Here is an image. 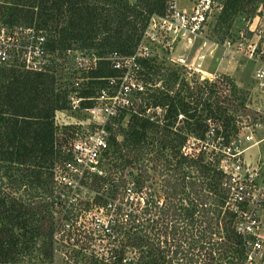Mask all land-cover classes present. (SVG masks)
Masks as SVG:
<instances>
[{"label": "trees", "instance_id": "16d2710c", "mask_svg": "<svg viewBox=\"0 0 264 264\" xmlns=\"http://www.w3.org/2000/svg\"><path fill=\"white\" fill-rule=\"evenodd\" d=\"M164 1L0 0L1 23L41 30L46 50L56 60L45 73L0 66V264H20L39 243L47 245L45 256L51 254L52 169L63 156V139L55 138L52 117L55 110L65 108L71 76L59 59L73 49L84 50L99 58L90 76L112 75L104 58L113 51L130 54L147 17L160 13ZM214 1L220 6L219 17L224 15L223 20H227L237 8L261 0ZM160 64L156 60L141 62L139 73L150 85L147 94L140 97L135 111L129 112L124 128L114 127L123 115L113 122L103 179L110 181L106 192L122 201L121 190L129 181L120 178L114 182L116 170L137 165L151 150L169 149L178 159L173 167L178 173L188 159L185 166L193 167L195 174L189 176L191 181L185 180V171L180 177L167 175L162 179L166 187L162 201L149 196L142 204L136 203L129 220L116 226L117 239H104L99 264H245L240 239L232 226L233 215L225 205L221 174L205 158L196 160L181 153L189 133L190 137H203L206 120L222 122L225 137L234 134V124L227 125L222 116L227 108L219 103L231 105L235 99L217 94L223 87L217 78L203 79L209 83L202 98L205 87L188 89V83L201 81L180 67L170 70ZM177 79L183 89L172 91L171 83ZM91 92L87 89L84 94ZM211 97L213 103L207 102ZM148 105L160 107L162 117L144 115ZM178 116L184 126L173 132ZM228 128L232 131L226 132ZM118 134L121 140L116 138ZM142 166V176L138 174L136 180L139 186L149 178ZM127 249L129 257H125Z\"/></svg>", "mask_w": 264, "mask_h": 264}, {"label": "built area", "instance_id": "2783aa9c", "mask_svg": "<svg viewBox=\"0 0 264 264\" xmlns=\"http://www.w3.org/2000/svg\"><path fill=\"white\" fill-rule=\"evenodd\" d=\"M219 9L214 0H192L185 8H179L177 0H165L160 13L147 17L130 54L113 51L104 58L113 72L107 77L89 74L97 68L98 57L82 51L72 53L70 69H65L71 73L65 108L55 110L52 117L54 136L63 139L60 144L63 156L52 169L53 255L58 239H91L100 250L104 239H117L116 226L129 220L135 204L143 203L144 197L130 182L121 190L122 201L106 192L110 181L103 179L113 122L124 113L135 111L141 99L138 94H147L150 85L143 82L139 73L141 62L163 56L171 58L176 47L190 48L202 39L212 10ZM251 21L244 20L252 34L249 38L239 29L233 38L226 36L214 45L220 47L222 56L229 61L244 58L253 62V81L263 90L264 43L259 41L257 29L251 31ZM45 44L44 33L34 26L0 23V66L45 73L54 63ZM198 54L197 51L188 64L182 55L169 60L187 75L198 73L201 80L215 79L198 68L195 61L202 58ZM87 89L92 92L84 94ZM206 124L201 146L204 150L205 146L209 148L205 160L214 164L222 176L225 205L233 215L232 226L240 239L245 264H264V108L235 121V132L228 137L220 133V124L210 120ZM191 139L194 140L191 145L199 142L197 138ZM251 149L255 151L250 152ZM199 150L198 147L195 153H190L189 147H181V153L189 157ZM79 249L85 250L82 246Z\"/></svg>", "mask_w": 264, "mask_h": 264}, {"label": "rangeland", "instance_id": "374dc122", "mask_svg": "<svg viewBox=\"0 0 264 264\" xmlns=\"http://www.w3.org/2000/svg\"><path fill=\"white\" fill-rule=\"evenodd\" d=\"M134 0H129V2H133ZM192 0H177L179 8H185L189 6ZM223 3V0H217ZM262 1V2H261ZM260 2H255L251 5H248L246 8H237L236 11L229 16L227 20H223V17H219L218 10H212L211 15L208 17L204 30L202 32V39L196 40L195 43L188 49L181 50L180 47H176L174 51H172L170 57H162L161 59H157L156 62L161 63L160 65L167 67L168 69H177L180 67L179 65L173 64L169 59H174L177 55H182L185 58V63H191L192 57L198 51V55L202 56V58L195 61V63H199L198 68L205 73L211 74L208 77H216L218 79L217 82L223 86L222 90L219 91L217 94L220 96H224L227 98H234V102L231 105L227 104L226 102H220L219 104L226 106L225 112L222 113V116L225 120H228L227 125L235 124V121L240 120L241 117L246 115L252 116L255 109H262L264 108V89H258L253 81L252 78V70L255 64L249 60L244 58H237L234 60L225 59L221 54L220 47H215L214 43H220L222 39L226 38H233L234 32L241 29L248 38L250 35V30H247V24L244 23V20H252L251 21V31H255L256 29L260 32V39L262 41L261 44L264 43V0ZM256 11L259 13L255 16ZM244 18V20H242ZM2 21H0L1 23ZM222 26V24H224ZM11 25V24H10ZM258 32V33H259ZM255 37L253 36V39ZM204 42L203 44L201 43ZM80 51V49H73L63 60L60 58L59 61L64 62L63 66L64 69L69 70V66L71 64L72 53L74 51ZM84 50H82L83 52ZM86 53V52H85ZM53 56V54H52ZM54 57V56H53ZM61 57V56H60ZM51 61H56L54 58H50ZM195 63L193 66H195ZM68 65V68L66 67ZM223 65H230L229 68H225ZM178 67V68H177ZM219 67V68H218ZM183 69L182 67H180ZM179 68V70H180ZM178 74V72H177ZM200 74V73H199ZM203 74V73H202ZM201 74V75H202ZM197 74H190L189 77H195L197 81L196 84L188 83L189 90H197L198 87H205L202 98H204L208 88V83L203 82V80L197 77ZM205 75V74H203ZM187 77V78H189ZM224 77V78H222ZM230 79V82L227 81ZM220 79V80H219ZM178 79L172 82L171 90H179L180 88L183 89L178 83ZM160 81H158V84ZM104 85V83L102 84ZM216 85L220 86L218 83ZM212 89V88H211ZM215 90V87H213ZM196 93V92H195ZM137 96H142L137 95ZM141 100V99H140ZM213 98L211 97L207 102L213 103ZM201 106H198L199 109ZM164 111L160 107H152L148 105L144 111V115H158L162 117ZM129 113H124L123 117L120 118L115 124L114 127L124 128L125 123L128 119ZM179 116L176 118L175 122L172 125V131L174 132V128H180L184 126V123L179 120ZM220 122V121H219ZM218 121H213L215 124H219ZM222 122L220 123V125ZM226 124V123H224ZM223 126L221 125L220 133H225L223 131ZM226 132H231L232 129L228 128L225 130ZM184 133H186L184 131ZM188 134V133H187ZM231 134V133H230ZM193 136H197L194 134ZM118 140H121V134L116 135ZM187 139L183 141V145L190 148V153H195V149L199 147V152L194 155L193 159L199 160L204 159L206 157V148L205 150L202 149V141L203 137L199 139V142L191 145L194 143V140L191 139L190 133L186 137ZM255 149H251L250 152H254ZM185 161L182 163V167L180 173H184L186 181H191L189 177L191 174H195V170L193 167L185 166L188 159H184ZM178 162L177 158H174L169 149H163V151H156L151 150L147 152L143 158H141L136 164H131L130 166H125L123 168H118L116 170V174H114V182H117L120 178H124L129 182H132L134 187L136 188L135 191L141 193L142 197H154V200L162 201L163 197L166 195L165 190L166 187L162 184V179L167 175L173 177H180L182 176L180 173L174 170L175 163ZM189 163V162H188ZM146 168V171L149 175V178L142 182L141 186L137 184V175L140 174L143 169ZM184 166V167H183ZM121 175V176H120ZM142 176V174H140ZM117 198L118 195L116 196ZM128 223L125 224V230L128 229ZM118 239H120L118 237ZM125 239V238H123ZM74 246V247H73ZM84 247L85 250H77V247ZM47 245L38 244L35 246V250L31 251L29 256H25L23 262L20 264H29V263H49L55 262V264H99V247L95 245L94 241L91 239H58L56 243V252L53 255L47 254L45 256L46 250L48 251ZM76 251V253L74 252ZM94 255H97L94 256ZM130 252L129 249L125 252V257H129Z\"/></svg>", "mask_w": 264, "mask_h": 264}, {"label": "crops", "instance_id": "0c3cea01", "mask_svg": "<svg viewBox=\"0 0 264 264\" xmlns=\"http://www.w3.org/2000/svg\"><path fill=\"white\" fill-rule=\"evenodd\" d=\"M225 68H229L230 69V65H223ZM219 68V67H218Z\"/></svg>", "mask_w": 264, "mask_h": 264}]
</instances>
